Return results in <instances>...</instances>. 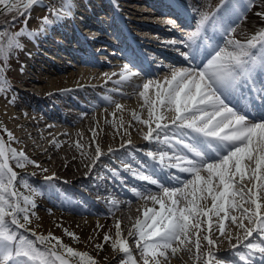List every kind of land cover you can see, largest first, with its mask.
Here are the masks:
<instances>
[{
    "label": "snow or ice",
    "instance_id": "1",
    "mask_svg": "<svg viewBox=\"0 0 264 264\" xmlns=\"http://www.w3.org/2000/svg\"><path fill=\"white\" fill-rule=\"evenodd\" d=\"M39 2L0 0V16L12 14L13 25L23 17L26 25L31 18L30 9ZM183 3L191 18L190 30L182 39L170 43L183 57L184 65L171 68L163 81L143 83L139 95L148 109V119L133 114L135 120L147 125L145 141L156 146L155 150L137 151L144 152L160 166L159 170L167 172L170 181L180 182L182 186L165 187L154 175L141 170L147 168L141 162H138L140 169L126 165L125 170L134 178L157 185L162 191V195H155L146 190L147 199L159 207L147 208L128 236L135 238L142 264H162L169 260V250L175 256L181 249L191 251L187 247L190 244L195 245L198 264H255L257 256L260 264H264V203L261 202L264 201L261 195L264 193V119L244 115L249 106L264 107V32L244 40L236 38V27L244 15L234 24L229 20L239 12V0H217L211 9L209 0H183ZM254 3L255 0H248L249 10ZM73 7L69 2L61 11L46 5L52 19L43 17L41 31L65 15L72 17ZM257 15L264 20V12ZM25 34L35 35L23 28L15 35ZM13 47L19 48L20 44L9 39L7 49ZM7 49L0 44V55L6 54ZM124 72L129 73V76L121 73L124 80L137 75L128 65L124 66ZM3 83L0 80V85ZM5 91L0 86V93ZM9 102L14 103V98ZM0 131L7 136V142L0 136V264H75L73 258L84 264H97L87 252L75 250L51 232L48 235L31 232L28 225L35 204L24 196L22 206L16 190L19 173L14 168L24 169L30 164L43 172L48 170L23 150L10 146L17 142L11 131ZM96 152L98 159L99 147ZM171 169L188 174L189 178L181 180ZM113 174L116 175L115 170ZM53 179L54 175L45 177L46 181ZM246 179L254 181V187H249ZM132 191L137 197L144 195L135 188ZM209 200L210 207L204 203ZM236 212L240 215H235ZM213 217L217 218L215 227L220 236L226 237L231 246L227 257L220 258L213 250L218 246L213 239ZM224 221L242 233L235 236L234 243ZM205 223L207 234L201 236ZM115 227L116 235L121 238L111 247L128 257L121 264H137L127 240L121 236L120 224ZM21 229L24 231L20 232ZM27 232L34 239L24 234ZM64 233L79 242L80 238L71 230L65 228ZM103 239L107 243L111 237L105 234ZM103 246L95 245L101 250Z\"/></svg>",
    "mask_w": 264,
    "mask_h": 264
},
{
    "label": "bare ground",
    "instance_id": "2",
    "mask_svg": "<svg viewBox=\"0 0 264 264\" xmlns=\"http://www.w3.org/2000/svg\"><path fill=\"white\" fill-rule=\"evenodd\" d=\"M49 1L51 2V0H40L39 4H44ZM52 1L54 2V0ZM67 1L74 5L73 10L80 11L82 8H86L89 16L94 19H90L91 25L99 29H103L104 25L109 26L115 24L116 16L122 11H128L132 15L134 12L137 18H134L135 21H131L129 24V26H131L134 30L130 37L132 40L133 37L138 38L142 34L141 32H147L146 30L149 29L148 25L140 23L143 22L144 19H148L147 16H149V13L146 12H153L151 8H144V6H148L146 4H163L165 7L160 5L159 14H163V16H170L168 15L169 13H174L179 16V19L183 24V28L179 30H172L173 35H171L176 37V40H180L186 36L191 26V18L184 9L183 1L137 0L138 3L132 7H129L124 3L116 4L115 0V3H110L108 0H105V2L104 0H85V3L79 0ZM110 4L113 5L115 10L113 7L111 8ZM48 5H52L56 10H61L57 3H48ZM99 11H105V15L107 17L110 16L108 22L104 21L105 23H102L100 20H98L97 14ZM106 11L110 12L108 13ZM44 16H48L49 19H52L50 11L45 8L39 15V23L37 24L36 28L32 27L31 23H27L23 26V29H25L26 33L32 32L35 34L33 36L27 35V39L30 42L36 41V39L39 37L38 34L41 31ZM99 16L106 19V17L103 15ZM166 19L174 21L171 17H166ZM59 22L68 24V16L65 15ZM56 23L57 21H54L51 25H49L51 27L50 31L41 36V39L43 38L45 42H50L53 44L56 41L55 35L52 34L53 32L59 34L57 36L62 34L63 37H57V39L61 40L62 42L69 38L70 35H73L72 33H69L70 35H68L67 32L63 30L57 31L58 29H61V23H59V25ZM95 30L92 32L90 39H95L96 37L99 38V35H97ZM124 31L126 30L124 29L121 31V35L126 37V33ZM26 45L27 44H25V46ZM167 45L171 47L173 51L177 52L175 46H173L170 42H167ZM101 46L102 47H98L97 50L104 51L107 49L104 45L101 44ZM34 48H36V42L35 46L30 49ZM110 52L114 53L112 50ZM100 56L102 59H104L101 64L99 62L93 63L90 58H86V64H90L92 62L93 65H77L75 63L71 64L65 61L64 64L58 69L46 70L40 76L39 82L35 83V85H32L30 92L33 94V96L28 95L30 96L28 97L24 93H21L26 105L34 109V113L27 112L21 108L18 109L20 112H23L22 117L26 119L23 120L12 113L14 112L11 110L12 108H9L5 105L4 107L0 106V125L2 127V121L4 120L11 123V129L7 130L13 133L18 144L20 143L21 146L23 145L22 149L28 150L27 153L31 157V160H35L36 163L41 165L43 169H47V172H50L57 177L67 178L70 183H76L79 186L88 189L94 196H96V198L101 200L100 202H108V200L114 195V192L119 190L120 182L113 178L110 180L109 186L103 188L101 180H98L100 178L96 179L92 176L94 174H98L100 177L102 175L106 176L109 174V176L111 175L112 177V174H110V171L112 170L106 168L101 163V160L111 159L124 169L126 165H131V167L134 169H140V163L138 162H141L147 165V168L141 169L142 171L156 175L154 173H156L155 170L157 164L148 159L143 152H141L143 154H140L135 153L133 150L134 148H145L152 150H155L156 148L155 145L148 144V142L144 139V135L148 130L147 125L135 120L133 114L135 113L136 115H139L142 120L148 119V109L143 106V99L139 95V92L143 90L141 86L148 80L159 79L163 81L164 77L170 74V69L173 67L168 65L164 67L162 65L163 63H160L161 65L158 66V64V68H155L154 70V67L152 68L153 63L150 62H155L157 59L155 60L150 56V58H147V62L142 65V70L140 73L130 76L128 80H124L122 76L118 78L119 75L123 73V76H129V73L124 71L121 72L110 70L115 65L120 64L119 59L114 61L113 59H107L105 55ZM158 57L160 58L159 61H161L162 58H165L164 60L173 62L176 66L184 65L182 56L175 57L168 53H162L161 55H158ZM106 59L107 61H105ZM108 63H112L113 65ZM103 64L108 66L110 65V67H105ZM93 86L99 87V89L103 88L104 92H94L93 90L95 88ZM17 90L20 91V89ZM150 95H152L151 91ZM11 100H13V98H7L8 103H10L9 101ZM117 104L121 105L122 107L118 109L116 107ZM237 106H239V104ZM260 114L264 119V109L260 112ZM47 120H56L59 122V125L53 126L50 123L48 124ZM29 124L32 125V129L31 127H27ZM42 125H44V129L51 131L50 134H43L41 136L39 135V131L37 129H39V127ZM33 135L39 139V143L23 142V139H27ZM0 136H2L1 131ZM129 140L131 141L130 144H128ZM122 144L126 145L127 147H121ZM97 147H99L101 151V155L98 159L96 152ZM53 149H56L59 152H53ZM72 151L78 153L80 156L81 167H77ZM63 153L68 156V159L63 156ZM35 169L36 172H43L40 168L35 167ZM170 171L179 175L181 180L189 178L188 174L178 173L176 169H171ZM157 173L161 176V180L166 184L167 187L182 186V183L180 182L170 181L168 175H165V171H158ZM202 175H205V173H202ZM125 181L134 187L140 185V182L135 181L132 176L126 177ZM245 183L249 187H254L255 184L254 181H248L247 179L245 180ZM157 190H159L157 195H162V191L159 188H157ZM261 195H264V193H261ZM71 196L74 198L80 197L81 200H84L90 206L93 205L87 197H81L82 195L74 189L71 191ZM127 198V204L123 203V206L125 207H131L128 205L130 202H138V200H140V196L135 197L128 194ZM46 199L50 202V205L47 206L46 201L45 204L38 203L36 204L38 209L41 211H46L47 213L55 212V215L52 216V219L56 218L57 221H63V216L59 215L61 211L59 209L54 210V208H60L57 206L60 205V203L53 199ZM236 199H239V197H236ZM143 201L139 202L141 206L139 207L138 211H130L131 219L142 218L143 212L148 208V206L154 205L151 201ZM261 202L264 203V201ZM204 203L207 204L208 207L211 206L210 200L205 201ZM247 206L248 205H245V207ZM63 208L65 211L77 216H81V214L88 215L91 212L96 211V208H84L82 205L69 207L64 205ZM234 214L240 215L238 212ZM36 217L40 220H38L40 224L35 226L36 233L44 234L49 232L51 228H56L53 224L47 222L46 219L40 214H37ZM217 222V218L213 217V239L217 240L218 245L217 248L213 250L217 253L218 257L223 258L228 256L231 246L226 237L220 236L218 229L215 227ZM224 223L226 226V232L233 237L232 242L234 243L235 236L242 233H240V230L229 221H224ZM245 223L247 224V221H245ZM134 225H124L125 228H123L121 231L123 232L122 237L128 242L129 249V241L135 242V238L128 236L130 231L135 230ZM58 227L61 226L59 225ZM202 228L204 230L201 231V236L207 234V224L205 223L202 225ZM59 232H57V234ZM173 246L175 247L177 245ZM187 247L190 248L191 251H185L181 249L175 256H173L169 250V260H167V264H188V262L184 259L185 257L180 255L181 252H184L187 256H189V254L194 255L192 264H198V261L196 260L195 245L190 244L187 245ZM173 257H175V260L178 259L179 262L172 260L171 258ZM254 259L255 263H260L258 256L254 257Z\"/></svg>",
    "mask_w": 264,
    "mask_h": 264
},
{
    "label": "rangeland",
    "instance_id": "3",
    "mask_svg": "<svg viewBox=\"0 0 264 264\" xmlns=\"http://www.w3.org/2000/svg\"><path fill=\"white\" fill-rule=\"evenodd\" d=\"M79 1L85 3V0H79ZM115 1H116V4L117 3H119V4L124 3L125 5H127L129 7H132L133 5L138 3L137 0H115ZM177 1L182 2L183 0H177ZM54 2L51 0V2L49 1V2H46L44 4L38 3L34 6H32V8L30 9V17L31 18L28 20L27 23H31L32 27L36 28L37 24L39 23V15L46 8V5H48V3H50V4H56L57 3L60 6V9L62 11L64 8L67 7V5L69 3L67 0H54ZM104 2H105V0H104ZM111 2L115 3L114 0H111ZM216 3H217V0H209V3H208L209 9L214 7ZM239 4H240L239 12L234 14L229 20V23L234 24L239 19L241 14L244 15V19L241 20L240 23L236 27V38L244 40L245 37H251V36L256 35L258 33L264 32V20H262L257 15V13H259V12H264V0H255V3L252 5L250 10L248 9V0H239ZM72 11H73V15H72V17L68 18V21L73 22L75 24H80V18H82V16H85L86 14H88V11L86 10V8H84V9L82 8L80 11L72 9ZM106 12L109 13L110 11H106ZM122 13H124L125 15H129L130 17H136L134 12H133V15L130 14L128 11H126V12L122 11ZM131 13H132V11H131ZM97 15H98V20H100V22H102V23L106 22L105 20H107L108 17L105 15V11H99ZM99 15L105 16L106 19L99 16ZM23 20H24V18L20 17L19 20L14 25H12V27H10L8 29L9 30L8 31V38L6 41H8L9 39H15L20 44L19 48L15 47V50L13 51V53H11V54L8 52L6 53L5 58L9 64H16L17 65L19 63L20 57H22L23 54H26L28 52V50H31L30 48H33V46H35V42H36V46L39 42H43V38L41 39V36L43 34L49 32L50 28H51L50 26H47V28L44 31L39 32V34H38L39 37L36 39V41L30 42L27 39V34L22 35V36H16L15 35L25 25L23 23ZM131 21L132 20L126 19V24L129 25ZM61 23H63V22H61ZM63 24H65V23H63ZM3 34H4V30H0V42H1V39L3 37ZM52 34L55 35L56 32H53ZM136 39H138V38H136ZM176 39L177 38L174 37V39H172V40H176ZM22 42H24V43H22ZM25 44H27V45L25 46ZM153 44H155V43H153ZM104 46L106 47V45H104ZM165 47L171 48L169 46H165ZM106 48L108 50V47H106ZM111 50L112 49H110V51ZM98 53L100 55H105L106 57L109 55V52H107L105 50L104 51H98ZM151 56L154 57L155 60L157 59V61H155V62H150V63H153L152 68L154 67L153 69L155 70V68H158V66H160L162 64V61H159L160 58H158V55H151ZM66 61L69 62L71 60L66 59ZM69 63L74 64V62H72V61ZM7 64L5 65L3 63L2 64L0 63V68H4L5 72H7V74H8L9 69L7 70V67L9 68L10 65L8 64V66H7ZM104 66L110 67V65L109 66L104 65ZM2 73H0V80H3L4 83H3V85H0V86H2L6 91L0 93V104H1L0 106L4 107V105H5L9 108H12L11 110L14 111L12 113L15 114V116L20 117V119L26 120L24 117H22L23 112H20V110H18V109L21 108L22 110L24 109L25 111L31 112V113H34L33 112L34 109H32L31 107L26 105V102H25L24 98L21 96V93H24L27 96L28 95L33 96V94H31L30 91H28V92L27 91L26 92L18 91L15 87L10 86L7 83V80L3 77ZM93 87L95 88V89L93 88L94 90L92 89L94 92H100V93L104 92L103 88L99 89V87H95V86H93ZM30 96H28V97H30ZM9 97L14 98L15 102L12 104L8 103L7 98H9ZM40 98H42V97H40ZM15 107H16V109H15ZM2 122H3L2 127H4V129H11V127H12L11 123H9L5 120ZM51 122L59 125V122L56 120L55 121L52 120ZM31 126L32 125L29 124L27 127H31ZM0 127H1V125H0ZM31 129H32V127H31ZM1 132L3 133V137H4L5 141L7 142L6 134H4L3 131H1ZM23 142H25V143L26 142H38L39 143V139L33 135L32 137H28L27 139H23ZM10 146L17 148L18 150L19 149L21 150L23 145L21 146L20 143L18 144L16 142V143H12ZM137 149L138 148L133 149L135 153H140V154L144 153V152L141 153V151H137ZM142 149H145V148H142ZM22 150L31 159V157L27 153L28 150L27 149H22ZM55 151L59 152L58 150L53 149V152H55ZM72 152H73V157L75 158V163H76L77 167H81L80 156L78 155V153H76L74 151H72ZM63 156L66 159H68V156H66L64 153H63ZM147 158L150 159L149 157H147ZM10 163H11V161H10ZM101 163L106 168H108L109 170H112V171H110L111 172L110 174H112V177H111V175L109 176V174H107L106 176L102 175L100 177L98 174L92 175L96 179L100 178L98 180H101V182L103 184V186H102L103 188L109 186V182L113 178L115 180H118L122 184H126L127 181H125V178L132 176L129 171H126L123 167H121L115 161L113 162V160H111V159L110 160H101ZM14 170L19 173V178H18V181L16 182L17 183L16 190L19 192L20 198L27 196L28 199L30 201H33L35 204V207L31 209V213H32L30 215L31 223L28 225V227L31 229V232H35V230H36L35 226H38V224H40V222H39L40 220L36 217L37 214H40L42 217H44L46 219L47 222H49L50 224H54V226L56 227L55 229L51 228L49 230V232H51L55 236L61 237L65 244H68L69 246L73 247L75 250L80 251V252H87L88 254H91L94 257V259L97 261V264H120L123 261V259H125V260L128 259V257L125 254H123L119 249H113L111 247L112 243L121 237H118L116 235L115 226H113V223L109 219L103 220V222L99 225L100 227H97L98 225H95L92 228L88 227L86 229H78V228H74L71 225L67 224L65 221H60V220L57 221V219H52V215H55V214H53V212L47 213L46 211H41L36 206V204H38V203L45 204L44 201L46 200V198L56 200V202L62 201L68 207L71 205L77 206L78 203H82V200L80 197L74 198L71 196V191H73V189L78 191V193H80L82 195L81 197L85 196L90 201L96 203L95 202V196L88 189H85L84 187L79 186L76 183H70L67 180V178H64V177L55 176V179H53L51 181H46L45 180L46 176H52L54 174H52L50 172H46V173L45 172H41V173L36 172L35 167L31 166L30 164L26 165V167L24 169L17 170L14 168ZM113 170H115L116 175L113 174ZM31 173H34V175H29ZM132 178H134V177L132 176ZM134 179H136V178H134ZM71 187H72V190H71ZM44 197H45V199H44ZM21 204L23 206V202H21ZM46 205L48 206V203ZM157 209H158V206H157ZM35 211L37 214L35 213ZM262 213H264V210H262ZM61 215H64V214H61ZM57 223L58 224L61 223V225L63 227H58L57 225H55ZM65 228L74 232L76 234V236H78L80 238L79 242H76L71 237H68L64 233ZM123 228H125V227L123 226L120 229V232L122 231ZM22 231H24V230H22ZM31 232H27L24 234L28 235L29 238L34 239V237L31 235ZM49 232H47V233H49ZM57 232H59V233L57 234ZM47 233H44V235H48ZM122 233L123 232H121V236H122ZM105 234H108L111 237V239L107 243H105L104 239H103ZM89 237H92V239L89 240ZM96 244H103L104 245L103 249L102 250L97 249L95 247ZM129 244H130V251L132 252L133 258L137 261V264H142V257L139 254V249L136 247L135 242L129 241ZM180 255L185 257L184 259L188 262V264L193 263L194 255L189 254V256H187L184 252H181ZM171 259L175 260V257H173ZM175 261L179 262L178 259H176ZM75 264H80V262L78 263L75 260ZM162 264H167V261H162Z\"/></svg>",
    "mask_w": 264,
    "mask_h": 264
},
{
    "label": "trees",
    "instance_id": "4",
    "mask_svg": "<svg viewBox=\"0 0 264 264\" xmlns=\"http://www.w3.org/2000/svg\"><path fill=\"white\" fill-rule=\"evenodd\" d=\"M11 17H12V14H5L4 16H0V30H4V34H3V37L1 39V42L0 44H3L5 46V48L7 49V38H8V29L10 27H12L13 23H12V20H11ZM9 51H13V48L11 49H7L6 53L9 52ZM5 55L6 54H3V55H0V60L1 61H4L5 60ZM12 163L14 164V161H12ZM17 170H21L20 168L18 167H15ZM20 202H23V198L20 199ZM10 223V221H9ZM11 228L15 229V226L13 225H10ZM20 232H23L22 229L19 230ZM30 239H33V238H30ZM90 257H92V259H94V257L89 254ZM74 260H76V262H80V264H84L83 261H80L78 259H75L73 258ZM95 260V259H94ZM123 261H125V259H123ZM121 264V263H120Z\"/></svg>",
    "mask_w": 264,
    "mask_h": 264
}]
</instances>
